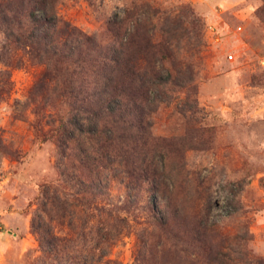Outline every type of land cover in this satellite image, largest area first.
Returning a JSON list of instances; mask_svg holds the SVG:
<instances>
[{"label":"rangeland","instance_id":"rangeland-1","mask_svg":"<svg viewBox=\"0 0 264 264\" xmlns=\"http://www.w3.org/2000/svg\"><path fill=\"white\" fill-rule=\"evenodd\" d=\"M123 1L60 0L57 13L91 34ZM155 1L187 3L204 23L202 50L191 58L195 90L163 87L150 132L166 188L153 191L147 181L130 191L118 173L109 180L106 199L121 208L127 231L101 242L92 264H264V0L236 4L235 12L252 10L246 19L218 14L212 0L202 8ZM207 23L218 26V42ZM40 68L11 69L0 103V264L36 262L34 198L42 183L56 181L54 146L34 138L25 106Z\"/></svg>","mask_w":264,"mask_h":264},{"label":"trees","instance_id":"trees-1","mask_svg":"<svg viewBox=\"0 0 264 264\" xmlns=\"http://www.w3.org/2000/svg\"><path fill=\"white\" fill-rule=\"evenodd\" d=\"M59 2L0 0V103L11 69L41 67L25 106L34 138L54 146L56 181L34 198L33 264H92L101 242L127 231L121 208L106 199L109 180L118 173L130 191L147 181L166 188L150 119L164 86L194 93L191 58L202 50L204 23L187 3L124 0L103 30L88 34L58 15Z\"/></svg>","mask_w":264,"mask_h":264},{"label":"crops","instance_id":"crops-1","mask_svg":"<svg viewBox=\"0 0 264 264\" xmlns=\"http://www.w3.org/2000/svg\"><path fill=\"white\" fill-rule=\"evenodd\" d=\"M192 2H194V4L196 6H198L199 8H202V4L206 1V0H191ZM212 2L216 3L219 7L220 10H218V14L220 13H226V12H233L237 17L242 18V19H246L249 18L252 15V10L247 9V8H238V11H234V9L236 8V4H244V3H258L259 0H212ZM205 15H209V13H206ZM226 23H224L225 25ZM211 26L214 27L215 29L218 28V26L213 25L211 23H207L206 27ZM240 26V25H238ZM236 31V28H235Z\"/></svg>","mask_w":264,"mask_h":264},{"label":"built area","instance_id":"built-area-1","mask_svg":"<svg viewBox=\"0 0 264 264\" xmlns=\"http://www.w3.org/2000/svg\"><path fill=\"white\" fill-rule=\"evenodd\" d=\"M236 30H241V26H237L236 27ZM206 33L209 34L210 38H211V41L212 42H218L219 41V33L215 30L214 27H211V26H208L206 27L205 29ZM228 58L229 59H232L233 58V54H228Z\"/></svg>","mask_w":264,"mask_h":264}]
</instances>
